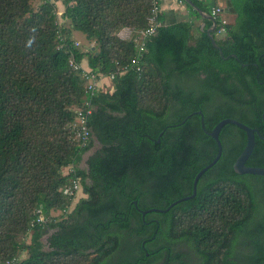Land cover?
I'll list each match as a JSON object with an SVG mask.
<instances>
[{
	"label": "trees",
	"instance_id": "1",
	"mask_svg": "<svg viewBox=\"0 0 264 264\" xmlns=\"http://www.w3.org/2000/svg\"><path fill=\"white\" fill-rule=\"evenodd\" d=\"M154 1L0 0V264H264V175L234 170L247 143L235 124L194 197L144 213L193 194L224 118L260 130L246 164L264 167V0H224L223 55L198 10L216 1L183 0L187 20L161 10L145 52L121 38L148 26ZM87 70L111 80L92 93ZM87 101L84 144L73 136ZM76 177L87 196L69 212Z\"/></svg>",
	"mask_w": 264,
	"mask_h": 264
},
{
	"label": "built area",
	"instance_id": "2",
	"mask_svg": "<svg viewBox=\"0 0 264 264\" xmlns=\"http://www.w3.org/2000/svg\"><path fill=\"white\" fill-rule=\"evenodd\" d=\"M161 11V5L159 0L154 1V7H153V13L149 19V24L146 28L141 30H133L130 28H127L132 33L128 35V38H134V40L137 43V47L139 52H145L146 51V44L149 39H151L153 36H155L158 32V29L161 25L160 20L157 17V14ZM213 18L216 20L217 26L215 29V35L216 37L223 38L227 34V26L230 23L228 18L225 16L223 8L220 5H215L212 7L211 13ZM120 35H122V32H120ZM139 56V54H138ZM138 56H135L132 59V63L137 65L139 63ZM72 62V61H71ZM76 69H79V66L75 65ZM140 70V68H138ZM88 74V90L93 91L98 90L104 86L105 80L104 79H97V75L91 73V70L86 71ZM109 78H111L109 76ZM109 81L111 79H108ZM107 80V81H108ZM111 84V82H110ZM94 107L91 105L89 101L86 102V107L83 109L77 110V118L75 121V136H73L75 139L81 141L82 143L86 144L90 137H91V131L89 126L87 125V115L91 114ZM68 168L67 173L72 171V165L66 167ZM82 189V183L80 177L72 178L70 182L64 186L63 192L71 197L73 199L76 195H78L81 192ZM39 216L37 218V222H42L45 220L44 214L38 210ZM8 264H15L14 262H8Z\"/></svg>",
	"mask_w": 264,
	"mask_h": 264
},
{
	"label": "water",
	"instance_id": "3",
	"mask_svg": "<svg viewBox=\"0 0 264 264\" xmlns=\"http://www.w3.org/2000/svg\"><path fill=\"white\" fill-rule=\"evenodd\" d=\"M187 1L189 2V0H187ZM198 10L203 15V17L212 21V25L207 29V34L211 38L214 46L219 48L221 55H223V51L221 50L220 46L218 45V40H217V37L215 36V29L217 26L216 20L213 18V16L210 13L203 12L201 9H198ZM202 29H204V27ZM200 113L202 114L201 111H200ZM263 117H264V114H263ZM202 123L204 125L203 115H202ZM228 123H232V124L239 126L240 128H242L246 132V135H247L246 146H245L244 150L241 152V154L237 157L236 161L234 162V165H233L234 170L239 174L252 173V174L264 175V167L248 166L246 164L247 160L249 159V157L251 156V154L254 151V148L256 145V134L261 136L260 130L258 128L250 127L247 124H245V123H243L237 119L230 118V117L224 118L213 128L212 131L208 132V134L211 135L216 140V142L218 144V153H217L216 157L214 158V160L211 163H209L208 165H206L202 170H200L197 173V175L195 176L194 186H193V194L175 201L166 209L152 208L150 210L145 211L144 213H146L148 211L166 212L172 206L179 203L180 201L192 198L196 195L197 184H198L200 177L202 176V174L205 171H207L209 168H211L213 165H215L216 162L220 159V157L222 155L223 145H222V142L219 138V134H220V131L222 130V128Z\"/></svg>",
	"mask_w": 264,
	"mask_h": 264
},
{
	"label": "rangeland",
	"instance_id": "4",
	"mask_svg": "<svg viewBox=\"0 0 264 264\" xmlns=\"http://www.w3.org/2000/svg\"><path fill=\"white\" fill-rule=\"evenodd\" d=\"M42 0H33L32 4L35 8H37L40 4H41ZM58 12L63 13L65 10V6L64 4L59 1L58 2ZM61 17V16H60ZM59 17V18H60ZM61 20V19H60ZM62 21V20H61ZM69 24V22H68ZM122 35L119 34V36L123 39H128V35H130L132 32L130 30H128L127 28H124L121 30ZM73 39L76 40V42L78 43V45L80 47H82L83 49H86L87 47H94V45L96 44L95 41H88L85 37V35H82L81 33L77 32V31H73ZM84 66V65H83ZM85 67V66H84ZM87 68V67H85ZM104 79V78H103ZM108 79V78H107ZM105 80V79H104ZM109 84V83H108ZM99 146V144L96 142V144L93 146V148L85 155V157L87 158L89 154H91L93 151H95V149ZM83 165H84V161H83ZM64 173L66 174L68 171V168H64L63 169ZM87 195L84 193L83 188L81 189V192L75 196V198L73 199L72 204L70 205V207L68 208L69 212L72 211L75 207V205L79 202V200L82 197H86ZM52 215L55 217L56 220H60L62 219L64 216V214L61 213L60 210H53L52 211ZM47 237V236H46ZM29 240V239H28ZM24 256V255H23Z\"/></svg>",
	"mask_w": 264,
	"mask_h": 264
},
{
	"label": "crops",
	"instance_id": "5",
	"mask_svg": "<svg viewBox=\"0 0 264 264\" xmlns=\"http://www.w3.org/2000/svg\"><path fill=\"white\" fill-rule=\"evenodd\" d=\"M216 1L220 6L223 8L225 7L224 0H207V2H213ZM161 5V10L163 13L166 14L168 19H180V20H187L190 17V9L189 7L183 2V0H159ZM228 15V14H227ZM228 20L233 21L234 16L228 15ZM197 26H200L201 29L205 27L206 22L202 19L196 20ZM83 65L85 67H88L87 60H83ZM105 82L107 83V79H105Z\"/></svg>",
	"mask_w": 264,
	"mask_h": 264
},
{
	"label": "flooded vegetation",
	"instance_id": "6",
	"mask_svg": "<svg viewBox=\"0 0 264 264\" xmlns=\"http://www.w3.org/2000/svg\"><path fill=\"white\" fill-rule=\"evenodd\" d=\"M88 158V157H87ZM86 157L84 158V165H83V162H82V167H88L87 165H86V159H87ZM137 203V202H136Z\"/></svg>",
	"mask_w": 264,
	"mask_h": 264
}]
</instances>
